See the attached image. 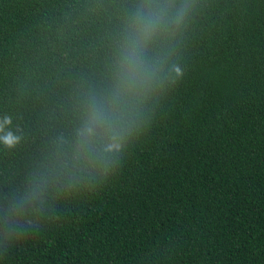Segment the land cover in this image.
<instances>
[{"label":"trees","instance_id":"16d2710c","mask_svg":"<svg viewBox=\"0 0 264 264\" xmlns=\"http://www.w3.org/2000/svg\"><path fill=\"white\" fill-rule=\"evenodd\" d=\"M127 4L0 0V116L24 133L0 149V189L106 83ZM171 59L185 76L149 101L127 152L52 192L0 264H264V0H196Z\"/></svg>","mask_w":264,"mask_h":264},{"label":"clouds","instance_id":"9594fccd","mask_svg":"<svg viewBox=\"0 0 264 264\" xmlns=\"http://www.w3.org/2000/svg\"><path fill=\"white\" fill-rule=\"evenodd\" d=\"M195 11L196 0H128L106 83L83 88L70 133L56 136L51 151L21 185L0 189L5 248L48 218L52 192L71 187L90 167L111 164L127 152L129 137L142 132L139 124L149 101L176 88L185 76L186 68L171 57ZM23 140L12 116H0V149L12 152Z\"/></svg>","mask_w":264,"mask_h":264}]
</instances>
